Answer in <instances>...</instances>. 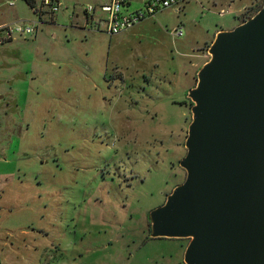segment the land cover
Here are the masks:
<instances>
[{"label":"rangeland","instance_id":"obj_1","mask_svg":"<svg viewBox=\"0 0 264 264\" xmlns=\"http://www.w3.org/2000/svg\"><path fill=\"white\" fill-rule=\"evenodd\" d=\"M60 1L0 0V24L35 27L0 41V264H187L190 238L152 237L149 212L187 174L201 55L264 0H188L114 34L94 0Z\"/></svg>","mask_w":264,"mask_h":264},{"label":"water","instance_id":"obj_2","mask_svg":"<svg viewBox=\"0 0 264 264\" xmlns=\"http://www.w3.org/2000/svg\"><path fill=\"white\" fill-rule=\"evenodd\" d=\"M190 88L184 181L152 208V237H187V264H264V4L208 46Z\"/></svg>","mask_w":264,"mask_h":264},{"label":"built area","instance_id":"obj_3","mask_svg":"<svg viewBox=\"0 0 264 264\" xmlns=\"http://www.w3.org/2000/svg\"><path fill=\"white\" fill-rule=\"evenodd\" d=\"M36 8L39 13L49 11L55 13L61 7L59 1L56 0H36ZM188 0H144L142 6L136 9H130V0H106L100 4L101 9L105 12V19L107 23V31L109 33H119L123 30L135 25L138 21L145 18L154 16L160 9L174 8L178 11L183 9L184 2ZM13 3V2H12ZM95 4H89L86 7L87 11H94ZM36 10V9H35ZM37 12V13H38ZM226 10L223 8L220 10V14H224ZM35 27L32 24H0V41L12 39L14 34H30L34 32ZM173 32L177 36L184 34V28L182 25H177Z\"/></svg>","mask_w":264,"mask_h":264},{"label":"crops","instance_id":"obj_4","mask_svg":"<svg viewBox=\"0 0 264 264\" xmlns=\"http://www.w3.org/2000/svg\"><path fill=\"white\" fill-rule=\"evenodd\" d=\"M56 1H59L60 2V4H61V1L60 0H56ZM106 0H94V4H95V9H94V11H87L86 12V16H87V20H92V21H94L95 19H99V20H103V18H104V16H105V12L101 9V7H100V4L101 3H103V2H105ZM133 0H130V4H129V8L132 10V9H136V8H138V7H140V6H142L143 4H141L140 6L138 5V6H136V7H133L132 8V6H133ZM143 3H144V0H143ZM92 4V3H91ZM184 7V6H183ZM77 16H79L78 15V13L76 14ZM213 40V39H212ZM211 40V41H212ZM202 57H203V59L201 60V62H200V65H202L208 58L206 57L207 56V51H206V53H203L202 55H201ZM1 231H2V226L0 225V233H1ZM1 237V236H0ZM7 242V241H6Z\"/></svg>","mask_w":264,"mask_h":264},{"label":"trees","instance_id":"obj_5","mask_svg":"<svg viewBox=\"0 0 264 264\" xmlns=\"http://www.w3.org/2000/svg\"><path fill=\"white\" fill-rule=\"evenodd\" d=\"M28 3L34 8L36 9L35 11L38 12L39 10H37L36 5H37V1L36 0H27ZM39 13V12H38Z\"/></svg>","mask_w":264,"mask_h":264}]
</instances>
